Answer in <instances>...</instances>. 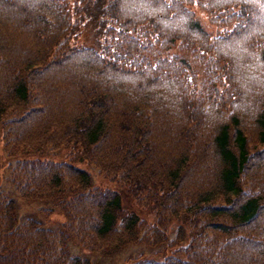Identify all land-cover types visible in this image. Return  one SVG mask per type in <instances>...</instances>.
Wrapping results in <instances>:
<instances>
[{
	"label": "trees",
	"instance_id": "obj_1",
	"mask_svg": "<svg viewBox=\"0 0 264 264\" xmlns=\"http://www.w3.org/2000/svg\"><path fill=\"white\" fill-rule=\"evenodd\" d=\"M0 129L14 190L66 218L19 220L0 192V264H95L73 230L101 254L166 250L133 264H264V0H0Z\"/></svg>",
	"mask_w": 264,
	"mask_h": 264
},
{
	"label": "rangeland",
	"instance_id": "obj_2",
	"mask_svg": "<svg viewBox=\"0 0 264 264\" xmlns=\"http://www.w3.org/2000/svg\"><path fill=\"white\" fill-rule=\"evenodd\" d=\"M191 7L193 8L196 17L210 35L213 36L216 33L222 32L224 26L227 25V23H223L224 21L221 19H217L221 18L220 15L213 16L211 13L205 10L200 5V3L194 2L191 4ZM68 150V144H60L55 146L53 149H47L43 153H29L25 155L27 156L26 158L37 156L40 158H50L59 161L64 160L63 158L65 157ZM20 155L24 156L23 154ZM19 157V155L15 156L8 154V151L4 145L3 132L0 129V192L7 194L12 198L18 219L21 220L26 216L34 215L35 217H38V219H40L44 225L51 227L57 226L60 221H66L63 212L59 211L57 207L53 206L50 201L26 197L14 190L8 180L10 171L9 165ZM77 164L88 170L92 185L119 188L118 182L109 179L106 174L98 170L95 164L88 162L86 159L78 162ZM120 194L122 198V204L124 206L134 207L138 213H140V216L145 217L147 220H152L153 214L151 212L135 206L131 200H128L129 194L125 189L122 188V190H120ZM46 207H52L48 214L43 212L44 208ZM259 216L264 217V209L263 213ZM173 225L174 222H169L166 226L170 236L173 234ZM66 243L70 252L87 256L95 264H133L136 258L150 257L158 259L166 252L162 245L157 246L159 249H156V246H150L144 242H138L124 245L123 247L116 249L109 254H101L83 245L78 240L77 234L74 233V230L73 232H68Z\"/></svg>",
	"mask_w": 264,
	"mask_h": 264
}]
</instances>
